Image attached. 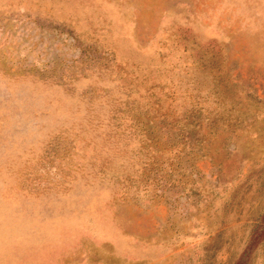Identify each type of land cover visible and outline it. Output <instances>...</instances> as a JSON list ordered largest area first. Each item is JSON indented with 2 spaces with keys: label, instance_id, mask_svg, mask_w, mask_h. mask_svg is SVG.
<instances>
[{
  "label": "rangeland",
  "instance_id": "1",
  "mask_svg": "<svg viewBox=\"0 0 264 264\" xmlns=\"http://www.w3.org/2000/svg\"><path fill=\"white\" fill-rule=\"evenodd\" d=\"M0 264H264V0H0Z\"/></svg>",
  "mask_w": 264,
  "mask_h": 264
}]
</instances>
